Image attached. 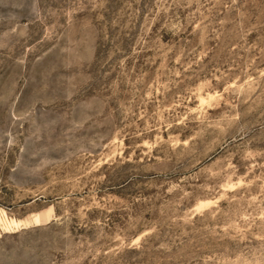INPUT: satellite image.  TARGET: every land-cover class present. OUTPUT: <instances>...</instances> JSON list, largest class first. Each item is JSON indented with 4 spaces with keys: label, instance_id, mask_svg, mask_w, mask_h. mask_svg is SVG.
Segmentation results:
<instances>
[{
    "label": "rangeland",
    "instance_id": "1",
    "mask_svg": "<svg viewBox=\"0 0 264 264\" xmlns=\"http://www.w3.org/2000/svg\"><path fill=\"white\" fill-rule=\"evenodd\" d=\"M0 264H264V0H0Z\"/></svg>",
    "mask_w": 264,
    "mask_h": 264
},
{
    "label": "bare ground",
    "instance_id": "2",
    "mask_svg": "<svg viewBox=\"0 0 264 264\" xmlns=\"http://www.w3.org/2000/svg\"><path fill=\"white\" fill-rule=\"evenodd\" d=\"M204 203V202H203Z\"/></svg>",
    "mask_w": 264,
    "mask_h": 264
}]
</instances>
